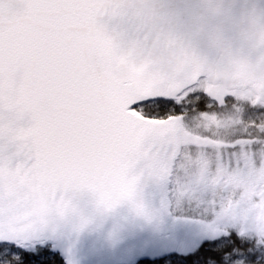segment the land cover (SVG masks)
I'll list each match as a JSON object with an SVG mask.
<instances>
[{
  "label": "snow or ice",
  "instance_id": "1",
  "mask_svg": "<svg viewBox=\"0 0 264 264\" xmlns=\"http://www.w3.org/2000/svg\"><path fill=\"white\" fill-rule=\"evenodd\" d=\"M139 7L0 0V264H57L70 193L151 220L146 190L187 229L154 264H264V69L205 67Z\"/></svg>",
  "mask_w": 264,
  "mask_h": 264
},
{
  "label": "water",
  "instance_id": "2",
  "mask_svg": "<svg viewBox=\"0 0 264 264\" xmlns=\"http://www.w3.org/2000/svg\"><path fill=\"white\" fill-rule=\"evenodd\" d=\"M69 199L75 211L57 217L51 226L50 247L65 264H139L179 250L184 227L173 215L159 214L158 200L149 190L141 199L152 212L151 220L137 215L129 203L99 209L90 192L70 193ZM85 219L88 223L81 227Z\"/></svg>",
  "mask_w": 264,
  "mask_h": 264
},
{
  "label": "clouds",
  "instance_id": "3",
  "mask_svg": "<svg viewBox=\"0 0 264 264\" xmlns=\"http://www.w3.org/2000/svg\"><path fill=\"white\" fill-rule=\"evenodd\" d=\"M137 15L161 25L205 67L264 69V5L260 0H137ZM190 67V65H189Z\"/></svg>",
  "mask_w": 264,
  "mask_h": 264
},
{
  "label": "trees",
  "instance_id": "4",
  "mask_svg": "<svg viewBox=\"0 0 264 264\" xmlns=\"http://www.w3.org/2000/svg\"><path fill=\"white\" fill-rule=\"evenodd\" d=\"M51 250V249H50ZM57 256H58V261H57V264H64V262H63V260L61 259V257L57 254ZM155 262H157V261H155ZM140 264H154V262H149V261H145V262H142V263H140Z\"/></svg>",
  "mask_w": 264,
  "mask_h": 264
},
{
  "label": "rangeland",
  "instance_id": "5",
  "mask_svg": "<svg viewBox=\"0 0 264 264\" xmlns=\"http://www.w3.org/2000/svg\"><path fill=\"white\" fill-rule=\"evenodd\" d=\"M185 233H186V231H184L183 236L185 235ZM179 250H180V248H179ZM179 250H178V251H179Z\"/></svg>",
  "mask_w": 264,
  "mask_h": 264
}]
</instances>
